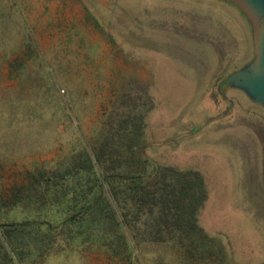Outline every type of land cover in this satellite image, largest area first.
Returning <instances> with one entry per match:
<instances>
[{
  "label": "rangeland",
  "instance_id": "374dc122",
  "mask_svg": "<svg viewBox=\"0 0 264 264\" xmlns=\"http://www.w3.org/2000/svg\"><path fill=\"white\" fill-rule=\"evenodd\" d=\"M253 57L250 25L222 0H0V223L52 217L29 188L75 148V127L97 147L141 114L136 168L198 171L214 240L201 256L168 242L121 256L53 236L42 258L21 243L28 264H264V110L224 83Z\"/></svg>",
  "mask_w": 264,
  "mask_h": 264
},
{
  "label": "trees",
  "instance_id": "16d2710c",
  "mask_svg": "<svg viewBox=\"0 0 264 264\" xmlns=\"http://www.w3.org/2000/svg\"><path fill=\"white\" fill-rule=\"evenodd\" d=\"M143 128L141 114H123L94 147L75 127V148L38 173L35 187L29 188L49 202L45 206L52 217L0 223V264H28L30 255L25 256L21 243L32 247L33 257H45L53 236L63 237L60 241L67 244L81 240L121 256L144 243L164 242L174 248L187 246L189 253L197 251L199 256L210 252L214 240L198 222L207 201L201 174L136 168L141 165L136 151L142 148ZM124 162L125 169H112ZM216 254L222 255V250ZM227 254L232 259V253Z\"/></svg>",
  "mask_w": 264,
  "mask_h": 264
},
{
  "label": "water",
  "instance_id": "95a60500",
  "mask_svg": "<svg viewBox=\"0 0 264 264\" xmlns=\"http://www.w3.org/2000/svg\"><path fill=\"white\" fill-rule=\"evenodd\" d=\"M222 1L233 5L250 25L254 54L248 65L232 72L224 83L264 110V0Z\"/></svg>",
  "mask_w": 264,
  "mask_h": 264
}]
</instances>
